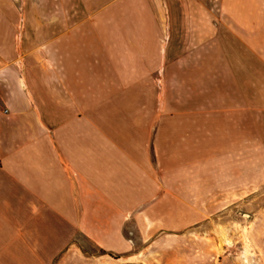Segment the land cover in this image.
<instances>
[{"label": "crops", "instance_id": "0c3cea01", "mask_svg": "<svg viewBox=\"0 0 264 264\" xmlns=\"http://www.w3.org/2000/svg\"><path fill=\"white\" fill-rule=\"evenodd\" d=\"M161 2L44 0L0 53V264H239L209 203L264 180V0H163L195 73Z\"/></svg>", "mask_w": 264, "mask_h": 264}, {"label": "rangeland", "instance_id": "374dc122", "mask_svg": "<svg viewBox=\"0 0 264 264\" xmlns=\"http://www.w3.org/2000/svg\"><path fill=\"white\" fill-rule=\"evenodd\" d=\"M55 1V0H51ZM46 2V0H45ZM44 0H0L1 6V26H0V53L1 64L8 63L10 56L16 50L23 51L31 49L34 45L30 36L33 32L27 31L23 27L26 20H35L41 18L40 9ZM179 2H177L178 4ZM199 3V2H198ZM182 4V5H181ZM176 10L170 11L166 8L163 0L160 4V11L158 12L162 24L161 35L164 40L163 44L166 45L169 33V19L173 18L176 26L173 27L171 32L174 41L171 44L173 51L178 55L184 54L187 47H191L194 51L193 66L195 70H199V51H200V18L201 11L198 7L184 10V3ZM199 6V5H198ZM214 16L216 11L210 12ZM189 20H193L192 26L193 42L185 44V27L184 20L186 16ZM16 24V25H15ZM15 25V26H14ZM35 29V28H34ZM190 29V28H189ZM26 34V40H25ZM22 35L24 36L22 38ZM190 35V33H189ZM170 44V43H169ZM168 44V47H169ZM198 52V53H197ZM176 75L171 74L168 77L167 83L174 81L176 91H166L164 94L166 98L176 97L184 98L185 95V75H184V60L183 58L177 59ZM170 86V85H169ZM162 97L163 93L161 92ZM227 196L224 201L217 203H209V210H218L213 214L212 218L208 219L210 225L219 223L227 229L237 228L240 231L239 241L235 247L232 246V236L225 241V244L230 248H234L236 252V259L239 264H264V180L258 181L256 186L241 187L239 197L235 195L234 202L227 201ZM222 243H220L221 245Z\"/></svg>", "mask_w": 264, "mask_h": 264}, {"label": "built area", "instance_id": "2783aa9c", "mask_svg": "<svg viewBox=\"0 0 264 264\" xmlns=\"http://www.w3.org/2000/svg\"><path fill=\"white\" fill-rule=\"evenodd\" d=\"M3 111H4V112H7V111H8V109H7V108H4V109H3Z\"/></svg>", "mask_w": 264, "mask_h": 264}]
</instances>
